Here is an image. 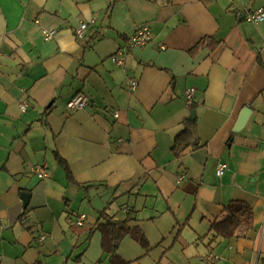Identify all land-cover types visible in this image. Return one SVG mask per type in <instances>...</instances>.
I'll return each mask as SVG.
<instances>
[{
	"label": "crops",
	"instance_id": "0c3cea01",
	"mask_svg": "<svg viewBox=\"0 0 264 264\" xmlns=\"http://www.w3.org/2000/svg\"><path fill=\"white\" fill-rule=\"evenodd\" d=\"M261 7L0 0V264H112L95 229L103 212L132 217L117 251L127 264H264V21L245 19ZM139 25L151 42L114 63ZM79 93L89 105L69 110ZM232 202L252 207L253 227L216 237Z\"/></svg>",
	"mask_w": 264,
	"mask_h": 264
},
{
	"label": "built area",
	"instance_id": "2783aa9c",
	"mask_svg": "<svg viewBox=\"0 0 264 264\" xmlns=\"http://www.w3.org/2000/svg\"><path fill=\"white\" fill-rule=\"evenodd\" d=\"M245 19L248 22L251 23H260L264 21V8H258L248 14H246ZM94 24V20H91L90 22H80L78 26L75 29V36L79 40H84L86 38V32L89 28L90 25ZM45 38L47 40H50L53 38L55 31L54 30H47L44 32ZM152 39V32L151 29L147 25H139L136 27V30L134 34L130 37L128 41V47L119 49L118 52H116L112 56V61L116 64H123V61L125 60V57L128 53L129 49H134V48H142L146 45H148L151 42ZM129 87L132 90H136L138 87V81L137 80H131L129 82ZM195 88H190L185 91L184 97L188 103V105H192L195 101ZM90 103V98L84 94V93H79L72 97L69 102L67 103V108L71 111H80L85 109ZM30 104L29 101L25 100L23 104L21 105V110L23 112L27 111L29 108ZM119 112L115 113V116L118 117ZM227 169V165L225 163H219L217 165V174L221 177L224 175L225 170ZM33 173L39 178V179H44L48 177V169L46 166H41L37 165L33 168ZM85 215L79 216L75 220V225L77 226H84L85 225ZM45 236H42L40 240H44ZM217 257H214L212 255H207L203 258L204 262L209 264L212 263Z\"/></svg>",
	"mask_w": 264,
	"mask_h": 264
},
{
	"label": "trees",
	"instance_id": "16d2710c",
	"mask_svg": "<svg viewBox=\"0 0 264 264\" xmlns=\"http://www.w3.org/2000/svg\"><path fill=\"white\" fill-rule=\"evenodd\" d=\"M202 44H208L203 40ZM186 131L181 133L180 138L186 134ZM226 215L223 219L215 222L212 226L215 236H223L224 238L234 237L242 228L250 230L253 227V210L248 204L242 202H232L225 208ZM123 220H115V218L106 212L100 215L99 221L96 223L95 229L101 230L103 234L102 247L105 254L110 255L112 264L114 262H121L127 264L125 261L120 260L117 254L118 248L122 240L131 233L128 222L132 220L130 213ZM135 235V234H134ZM141 242L143 239L140 240Z\"/></svg>",
	"mask_w": 264,
	"mask_h": 264
},
{
	"label": "water",
	"instance_id": "95a60500",
	"mask_svg": "<svg viewBox=\"0 0 264 264\" xmlns=\"http://www.w3.org/2000/svg\"><path fill=\"white\" fill-rule=\"evenodd\" d=\"M194 115H195V112L191 111V118L190 119H192L194 117ZM248 117H249V109L246 108L243 110V112L239 118V121H238V123L234 129V133H238L241 131V129L246 125ZM22 199H23L25 206H27L29 203L30 194H28V193L22 194ZM31 219L32 218H29L27 221L24 222V224L25 225L31 224Z\"/></svg>",
	"mask_w": 264,
	"mask_h": 264
},
{
	"label": "rangeland",
	"instance_id": "374dc122",
	"mask_svg": "<svg viewBox=\"0 0 264 264\" xmlns=\"http://www.w3.org/2000/svg\"><path fill=\"white\" fill-rule=\"evenodd\" d=\"M111 59H112V57H111Z\"/></svg>",
	"mask_w": 264,
	"mask_h": 264
}]
</instances>
